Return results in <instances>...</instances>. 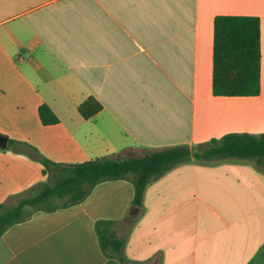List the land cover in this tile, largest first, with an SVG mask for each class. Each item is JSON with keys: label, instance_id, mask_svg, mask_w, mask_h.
<instances>
[{"label": "crops", "instance_id": "obj_1", "mask_svg": "<svg viewBox=\"0 0 264 264\" xmlns=\"http://www.w3.org/2000/svg\"><path fill=\"white\" fill-rule=\"evenodd\" d=\"M217 15L259 18L258 94L212 93ZM89 96L102 108L85 119ZM42 105L57 121L41 120ZM232 132L264 133V0H0V134L29 156L20 174L0 155V205L31 195L24 166L40 157L191 152L139 205L132 181L113 179L33 211L0 235V264H264V168L193 156ZM99 220L114 221L119 257L102 252Z\"/></svg>", "mask_w": 264, "mask_h": 264}, {"label": "trees", "instance_id": "obj_2", "mask_svg": "<svg viewBox=\"0 0 264 264\" xmlns=\"http://www.w3.org/2000/svg\"><path fill=\"white\" fill-rule=\"evenodd\" d=\"M261 48L259 18L251 15H217L213 23L212 93L224 96L256 95L260 90ZM102 105L89 96L78 106L83 118L96 114ZM44 123L57 118L48 106L39 107ZM188 147L177 145L153 150L142 156L113 158L97 157L81 163L61 164L40 157L43 174L49 183L39 186L34 195L21 198L15 205H0V235L11 225L26 219L35 210L51 211L59 205L83 200L93 186L104 180L129 179L134 186L133 204L139 205L148 183L162 176L173 166L190 156ZM195 157L241 158L255 160L259 165L264 158V133H227L213 138ZM27 207L32 210L26 211ZM114 221L95 223L99 245L107 256L119 257L121 241L112 233ZM111 229V230H110Z\"/></svg>", "mask_w": 264, "mask_h": 264}, {"label": "rangeland", "instance_id": "obj_3", "mask_svg": "<svg viewBox=\"0 0 264 264\" xmlns=\"http://www.w3.org/2000/svg\"><path fill=\"white\" fill-rule=\"evenodd\" d=\"M13 144L9 143L7 144L6 150H1L0 149V155L4 157V159L11 164V168H13L15 171H19L20 174H22V165H17V161L21 163L24 159L29 160L28 154H25L23 152H19L15 148H13ZM25 160V161H26ZM26 163H29L26 161ZM258 164V163H257ZM259 165V164H258ZM261 168H264V158L262 159V163H260ZM25 170L27 171V174L29 176L36 179L34 185L30 189V194L34 195L38 192L39 186L43 183H49L52 181V179H49V177L44 178V176L41 173V170L43 168L42 164H29L27 166H24ZM18 200V199H17ZM55 202L60 203L61 201L59 199H56ZM16 203V202H15ZM32 210L31 207H27L26 211ZM129 217V216H128ZM127 217V219H128ZM111 230V229H110ZM112 233L114 236L117 237V230L112 229Z\"/></svg>", "mask_w": 264, "mask_h": 264}, {"label": "water", "instance_id": "obj_4", "mask_svg": "<svg viewBox=\"0 0 264 264\" xmlns=\"http://www.w3.org/2000/svg\"><path fill=\"white\" fill-rule=\"evenodd\" d=\"M7 144V137L0 134V147H4Z\"/></svg>", "mask_w": 264, "mask_h": 264}]
</instances>
